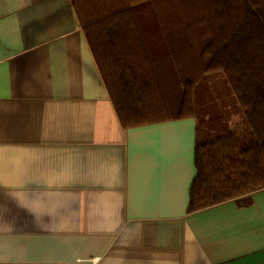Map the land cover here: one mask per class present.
<instances>
[{
	"label": "crops",
	"instance_id": "1",
	"mask_svg": "<svg viewBox=\"0 0 264 264\" xmlns=\"http://www.w3.org/2000/svg\"><path fill=\"white\" fill-rule=\"evenodd\" d=\"M195 136L122 128L71 0H0V264H264V189L189 212Z\"/></svg>",
	"mask_w": 264,
	"mask_h": 264
},
{
	"label": "trees",
	"instance_id": "2",
	"mask_svg": "<svg viewBox=\"0 0 264 264\" xmlns=\"http://www.w3.org/2000/svg\"><path fill=\"white\" fill-rule=\"evenodd\" d=\"M71 4L122 128L196 120L189 212L264 189V0Z\"/></svg>",
	"mask_w": 264,
	"mask_h": 264
},
{
	"label": "rangeland",
	"instance_id": "3",
	"mask_svg": "<svg viewBox=\"0 0 264 264\" xmlns=\"http://www.w3.org/2000/svg\"><path fill=\"white\" fill-rule=\"evenodd\" d=\"M216 82L217 83L215 84L208 83V86H205L202 83L200 84L196 95L197 105L201 112L200 114L203 113V106H205L207 95H210V97H213L215 99V103H216L215 105H218V108L220 109L229 102L228 96L225 93L226 91L225 84H223L222 81H218V80Z\"/></svg>",
	"mask_w": 264,
	"mask_h": 264
}]
</instances>
